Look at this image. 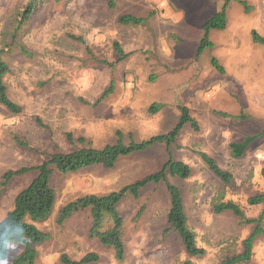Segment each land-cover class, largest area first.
Masks as SVG:
<instances>
[{
  "label": "rangeland",
  "instance_id": "obj_1",
  "mask_svg": "<svg viewBox=\"0 0 264 264\" xmlns=\"http://www.w3.org/2000/svg\"><path fill=\"white\" fill-rule=\"evenodd\" d=\"M33 1L0 0V50L10 66L4 80L9 97L22 106L13 113L0 103V182L5 171L40 164L54 152L115 143L116 125L126 144L130 136L139 141L166 133L179 122L183 105L199 125L195 130L186 123L170 149L152 145L121 157L111 169L56 170L53 212L36 222L49 236L34 245V264H62L63 253L79 260L89 252L100 257L89 264H182L188 258L194 264H223L241 252L255 224L232 211L215 212L214 205L233 200L247 218L264 209L263 203L248 202L264 192V43L253 38V30L264 36V0H115L114 6L110 0H38L14 35L12 23ZM218 11L227 13L228 25L211 29L206 38L204 23ZM125 14L143 20L120 22ZM154 103L162 105L157 113L149 112ZM96 125L109 129L107 138L97 135ZM248 135L257 138L234 157L230 143ZM201 151L232 173L230 184L208 167ZM170 154L192 168L188 178L170 172L167 177L181 190L188 224L206 249L203 256H189L180 235L169 229L170 195L164 182L149 183L138 198L128 194L118 204L124 219L123 260L90 236V209L58 223L69 201L119 190L158 171ZM36 174L15 176L3 188L0 220ZM112 224L108 218L104 228ZM23 249L24 244L10 241L0 264H15ZM242 264H264L263 235L254 241L252 259Z\"/></svg>",
  "mask_w": 264,
  "mask_h": 264
},
{
  "label": "trees",
  "instance_id": "obj_2",
  "mask_svg": "<svg viewBox=\"0 0 264 264\" xmlns=\"http://www.w3.org/2000/svg\"><path fill=\"white\" fill-rule=\"evenodd\" d=\"M114 1L110 0L109 3L114 6ZM37 4L38 0L26 4L23 11L15 18V21L12 23L14 35L32 16L34 10L38 7ZM142 20V18L131 14L119 17V21L123 23H140ZM226 26V13L224 11L216 13L204 23L206 38L211 29H224ZM253 38L256 42L264 43V36L255 30H253ZM115 47L117 52L123 57L125 53L118 42L115 43ZM214 64L218 70H224L223 66L219 65L216 59H214ZM9 71L10 66L0 50V103L11 112L19 113L22 111V106L9 97L4 80ZM161 107L160 103H154L149 108V112L157 113ZM181 112V118L177 125L166 133L152 135L139 141L130 136V142L126 144L123 140V132L118 130V140L115 143L106 144L101 148L89 144L73 151L54 152L40 164L5 171L0 182V194L3 188L15 176H20L30 171H37V174L24 189L18 192L14 199L13 208L0 220V261L7 258L10 241H16L24 244V249L15 257L14 263H35L37 250L34 248V245L44 242L49 236L47 232L41 230L36 225V222L48 219L53 212L56 202V191L51 184V178L56 170L61 174H69L82 171L94 165H101L104 168L111 169L116 166L121 157L144 151L152 145L164 143L170 149V146L176 142L186 123H191V126L195 130L199 129L198 121L191 115L188 106H181ZM222 113V115L228 116L226 113ZM67 135L69 141H74L71 133ZM256 138L257 135H248L242 141H232L230 143L231 154L234 157L242 156L249 144ZM78 141L83 143L85 142V138L79 137ZM21 144L26 143L21 142ZM199 155L221 180L226 184L231 183L233 175L230 171L223 169L208 153L201 151ZM168 172L180 178H188L192 173V168L188 163L177 160L170 154L169 159L158 171L126 184L119 190L110 191L102 195L94 193L86 194L69 201L61 209L57 219L58 223H63L73 213L90 209L92 218L90 236L96 237L102 245L112 247L116 252L117 258L123 260L126 252L123 240L124 219L118 210V204L128 194L138 198L141 190L149 183L164 182L170 195V208L167 215L169 229L175 230L180 235L189 256H203L206 249L197 244L196 233L188 224V216L185 211L181 190L178 185L170 182L167 177ZM262 173L264 175V168L262 169ZM248 202L252 205L264 204V192L249 197ZM214 210L219 213L232 211L235 215L242 218L244 222L255 224L254 230L243 240L242 251L226 258L223 264L249 262L253 256L254 241L259 235L264 236V225L262 224L264 209L258 217L247 218L244 210L238 203L228 200L215 204ZM108 218L113 221V224L108 228H104L105 220ZM60 258L62 264H89L98 261L100 257L97 252H89L79 260L73 259L67 253L61 254ZM182 264H194V262L188 258Z\"/></svg>",
  "mask_w": 264,
  "mask_h": 264
},
{
  "label": "crops",
  "instance_id": "obj_3",
  "mask_svg": "<svg viewBox=\"0 0 264 264\" xmlns=\"http://www.w3.org/2000/svg\"><path fill=\"white\" fill-rule=\"evenodd\" d=\"M218 12H221V11H218ZM217 12V13H218ZM226 16H227V13H226ZM212 17V16H211ZM227 25H228V16H227ZM227 27V26H226ZM224 68V67H223ZM226 68V67H225ZM98 126V127H97ZM118 130H121L120 129V127L118 126V125H116L115 126V129H114V131H115V133L117 134V131ZM96 133H97V135H100V136H102V137H108V133H109V129L108 128H105L103 125H96ZM118 135V134H117ZM242 141V140H241ZM106 144H112V143H106ZM105 144V145H106ZM104 145V146H105Z\"/></svg>",
  "mask_w": 264,
  "mask_h": 264
}]
</instances>
